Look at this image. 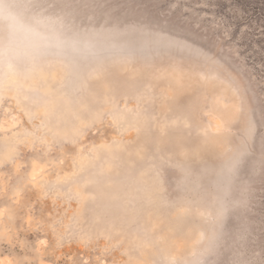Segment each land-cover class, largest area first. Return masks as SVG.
Masks as SVG:
<instances>
[{
  "label": "rangeland",
  "instance_id": "obj_1",
  "mask_svg": "<svg viewBox=\"0 0 264 264\" xmlns=\"http://www.w3.org/2000/svg\"><path fill=\"white\" fill-rule=\"evenodd\" d=\"M0 264H264V0H0Z\"/></svg>",
  "mask_w": 264,
  "mask_h": 264
},
{
  "label": "clouds",
  "instance_id": "obj_2",
  "mask_svg": "<svg viewBox=\"0 0 264 264\" xmlns=\"http://www.w3.org/2000/svg\"><path fill=\"white\" fill-rule=\"evenodd\" d=\"M0 24L7 27L13 38L21 43H28L37 38L33 29L18 18L0 19Z\"/></svg>",
  "mask_w": 264,
  "mask_h": 264
}]
</instances>
